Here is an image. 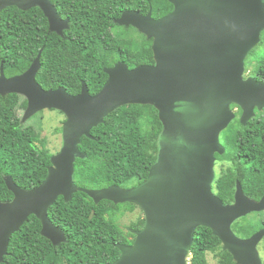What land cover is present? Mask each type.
Segmentation results:
<instances>
[{
    "label": "water",
    "instance_id": "obj_1",
    "mask_svg": "<svg viewBox=\"0 0 264 264\" xmlns=\"http://www.w3.org/2000/svg\"><path fill=\"white\" fill-rule=\"evenodd\" d=\"M167 1L173 10L160 19H152L150 12L145 16L129 12L116 20L151 40L154 63L133 69L120 63L104 68L107 79L96 95H89L84 82L75 96L63 88L44 91L35 79L41 51L20 75L6 77L0 66V95L16 94L27 102L21 125L43 110L65 116L61 146L49 159L45 180L24 190L11 176L4 178L13 198L0 202V263L11 236L30 215L39 220L40 235L53 246L66 242L47 211L58 197L68 203L73 194L82 192L95 204L130 203L143 214L144 225L132 231V243L115 244L120 256L112 264H189L198 227L211 230L235 264H262L257 246L264 229L240 239L231 226L247 215L264 212V197L257 202L249 199L237 182L233 203L224 205L212 186L215 154L225 152L220 135L235 118L231 106L241 109L242 126L254 116L255 108H264V84L251 76L244 79L246 58L264 31V0ZM8 7L39 8L49 33L62 36L68 28L50 0H0V12ZM127 105L154 107L162 125L157 159L146 180L130 188H78L73 182L74 164L86 158L78 149L81 138L93 139L90 131Z\"/></svg>",
    "mask_w": 264,
    "mask_h": 264
},
{
    "label": "trees",
    "instance_id": "obj_2",
    "mask_svg": "<svg viewBox=\"0 0 264 264\" xmlns=\"http://www.w3.org/2000/svg\"><path fill=\"white\" fill-rule=\"evenodd\" d=\"M61 1L67 6L63 17L69 26L64 36L49 33L47 20L39 8L21 11L8 7L0 12V66L6 77L22 74L41 51L35 79L44 91L63 88L75 96L84 82L89 95H96L107 79L102 69L112 63L107 52L115 47L107 37V30L121 11L114 3L120 6L122 0H50L58 14ZM123 9H138L142 15L150 12L152 18L160 19L172 12L173 6L167 0H126ZM151 44L141 34L139 45L128 41L124 47L125 65L133 69L153 64ZM254 61L257 67L249 71L247 68ZM245 66L258 82L264 81V31L260 43L246 58ZM26 106V100L19 95H0L1 203L13 198L5 185L6 176H11L21 189L30 190L45 180L50 166L52 154L46 139L32 127L20 124L18 112ZM234 108L237 107L232 105L231 109ZM239 114L240 110L235 112L234 120L220 135L224 154H215V166L219 170L212 192L224 205L233 203L237 182L249 199L257 202L264 196V174L254 171L248 141L244 139L241 148L237 147V137L251 136L257 124L251 120L242 126ZM161 132L158 112L150 105H127L114 110L90 131L93 139L81 138L78 149L86 158L75 161L74 184L81 189L99 190L114 185L130 188L142 183L156 162ZM239 150L241 157L237 156ZM137 208L130 203L115 205L105 200L95 204L82 192L73 194L68 203L58 197L48 209L47 217L64 232L66 242L53 246L40 235L39 220L30 215L11 236L7 255L0 264H112L120 256L115 244L130 245L134 239L128 231L132 240H127L118 220ZM261 214L236 220L231 226L235 236L247 239L263 230ZM143 225L144 219L140 217L129 229L140 230ZM208 253L213 255L214 264H235L231 255L222 251L221 242L211 230L198 227L188 263L208 264Z\"/></svg>",
    "mask_w": 264,
    "mask_h": 264
},
{
    "label": "flooded vegetation",
    "instance_id": "obj_3",
    "mask_svg": "<svg viewBox=\"0 0 264 264\" xmlns=\"http://www.w3.org/2000/svg\"><path fill=\"white\" fill-rule=\"evenodd\" d=\"M125 2H126V0H122L120 6H117V3H114L115 7L118 10L121 8V11H120L118 17L112 19V25L107 30V37L111 42H113L115 48H111L112 50L107 52V55L109 57V61L112 62L111 66L103 67V69L104 68H111L114 65H116L117 63L125 64L127 62V52L124 49V47L128 41L131 42L132 44H134V43H137L138 45L140 44V34L141 33L136 28H134L132 26L118 25L116 23V20H118L124 13L136 12V13L140 14L138 9H131V10L123 9ZM127 2H128V0H127ZM66 7L67 6L65 5V1H61L59 16L62 20L68 22V20L63 17V15L65 14V11H66ZM143 16H145V15H143ZM152 19H154V18H152ZM154 20H157V19H154ZM47 24H48V21H47ZM68 29H69V26L66 30L63 31V34ZM141 35H143V34H141ZM94 58L95 57L93 54L91 56V59L94 60ZM256 63H257L256 61L253 62V69H255L257 67ZM103 69H102V71H103ZM250 76L256 79V77H254L252 75H250ZM258 83L264 84V81L263 82L260 81ZM239 110H240V114L238 116V121L240 119L242 111L239 107L234 108L235 112H238ZM251 120H253V123L257 124V125H255L254 130L252 131L253 134L249 137H242V136L237 137V140H238L237 147L241 148V142L244 139H246L248 141V149L250 152L249 158L252 160V163L254 164L255 173L264 174V134H263L264 129H261V128H264V108L261 110H258L257 108H255L254 109V116L247 122V124ZM247 124H246V126H247ZM241 155H242L241 150H239L237 156L241 157ZM244 157H246V156L244 155ZM263 197H261V198H263ZM132 231H136V230L129 229V232L132 235H134ZM127 240H128V238H127Z\"/></svg>",
    "mask_w": 264,
    "mask_h": 264
},
{
    "label": "rangeland",
    "instance_id": "obj_4",
    "mask_svg": "<svg viewBox=\"0 0 264 264\" xmlns=\"http://www.w3.org/2000/svg\"><path fill=\"white\" fill-rule=\"evenodd\" d=\"M247 69L251 71L253 69V65H251ZM247 77H250V73L246 70V66H245L244 79H246ZM24 111L18 112V116L21 119L23 117ZM64 121H65V116L61 112L57 110H43L35 114L30 119L26 120L22 124V126L32 127L35 131L39 132L40 136L46 139L47 149L52 155H54L55 153H57V151L60 149L61 146V127ZM59 128H60V132H58ZM218 170H219L218 166H215L216 174L218 173ZM260 216L264 217V212H262ZM140 217H143V214L141 210L137 208L132 213L124 214L118 220V223L120 224V228L127 236V238H129L130 240H132V237H129V235L127 234L129 231V227L132 223H135L136 220ZM257 251L259 253V257L262 261V264H264V240H262L257 246ZM206 259L208 264L215 263V259L212 254L208 253L206 255Z\"/></svg>",
    "mask_w": 264,
    "mask_h": 264
}]
</instances>
